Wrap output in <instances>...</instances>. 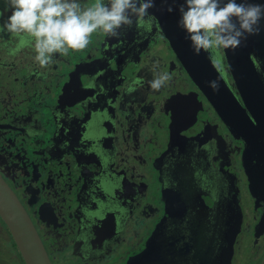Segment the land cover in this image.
Instances as JSON below:
<instances>
[{"label":"flooded vegetation","instance_id":"af4514ba","mask_svg":"<svg viewBox=\"0 0 264 264\" xmlns=\"http://www.w3.org/2000/svg\"><path fill=\"white\" fill-rule=\"evenodd\" d=\"M5 8L0 0V24ZM132 20L117 36L101 31L82 50L54 53L49 66L26 34L0 32V175L51 264H224L230 255V264H264V195L256 201L248 187L247 134L232 132L253 120L242 95L264 101V47L233 56V72L224 49L217 66L184 47L192 79L149 8ZM157 73L171 76L158 91ZM252 106L258 114L264 102ZM54 122L46 150L33 136ZM0 264H25L1 218Z\"/></svg>","mask_w":264,"mask_h":264},{"label":"clouds","instance_id":"9594fccd","mask_svg":"<svg viewBox=\"0 0 264 264\" xmlns=\"http://www.w3.org/2000/svg\"><path fill=\"white\" fill-rule=\"evenodd\" d=\"M5 5L11 15L0 24V32L26 34L28 39L22 36V43L34 48L41 66H49L54 63V53L86 48L97 30L117 36L121 27L133 24L132 16L142 19L153 2L97 0L94 6L83 8L79 0H5ZM185 5L180 9L179 25L193 48L208 51L217 66L222 62L221 51L239 46L245 34L258 31L264 19V5L243 0H185ZM170 80V74L157 73L149 83L158 91Z\"/></svg>","mask_w":264,"mask_h":264},{"label":"water","instance_id":"95a60500","mask_svg":"<svg viewBox=\"0 0 264 264\" xmlns=\"http://www.w3.org/2000/svg\"><path fill=\"white\" fill-rule=\"evenodd\" d=\"M238 2H241V0H238ZM243 2L264 5V0H243ZM182 6L186 7L185 0H155V2H153V6L149 9L159 21V27L162 33L165 32L166 35L171 38L172 47L174 48L176 54L182 59V63L184 62L183 65L185 69L191 78L195 79V76L192 75L193 66L191 54H185L183 57L181 56V54L185 52L184 47L190 46L193 48L188 33L179 25V21L181 19L180 9ZM185 37H187L189 44L187 42L179 41V39H183ZM260 47H264V19L259 22L258 31H256L254 34H245L244 38L241 39L239 46L235 48H226L223 50L231 71L233 72V69L235 68V66L232 67V63H234V57H240L245 54L249 55L250 52L256 53L254 49ZM84 69L85 67H82L83 71ZM88 71L90 70L85 69L84 80L91 77L88 74ZM196 82L202 87V80H196ZM237 87L240 88V83L237 84ZM242 97L246 103V106H248L250 112L252 113L253 120H251L247 115V120L246 118H243L241 123L239 121L238 124H233L232 132L235 137H240L244 132L247 134L246 138L243 137L245 141V148L242 153V163L244 172L247 176L249 190L257 201L259 198L258 195H264V193L261 192L262 188L264 187V107L261 108V111L258 112V114H255L252 112V103L261 107V103L264 101L255 94H253V96L249 99H246L243 95ZM175 100L178 99L175 98ZM245 115L246 113L244 112V116ZM53 125L55 127L50 133H48V135L43 136L44 132H40L38 136H33L37 140L38 144H42L44 147L46 146V150L52 146L53 141L57 136V124L54 122ZM235 126L241 127V131H239L237 134L234 131ZM36 130H41L40 126L36 125ZM0 218L4 221L12 237L16 241L25 264H51L49 256L45 251L39 235L34 228L25 208L1 175ZM262 227H264V212L261 221L256 226L257 236L264 232V228ZM155 241H160V238L157 237ZM207 254L208 253L206 252V256ZM212 260L214 264H222L220 258L214 257ZM230 262L231 255L224 264H230ZM207 263L208 262L206 261V264Z\"/></svg>","mask_w":264,"mask_h":264},{"label":"rangeland","instance_id":"374dc122","mask_svg":"<svg viewBox=\"0 0 264 264\" xmlns=\"http://www.w3.org/2000/svg\"><path fill=\"white\" fill-rule=\"evenodd\" d=\"M87 1H88V0H83V2H87ZM94 5H95V4H93V6H94ZM100 32H101V31L97 30L96 32L92 33V35L90 36L91 39L94 41L95 34H98V33H100ZM238 261H239L238 264H243L241 259H239Z\"/></svg>","mask_w":264,"mask_h":264}]
</instances>
